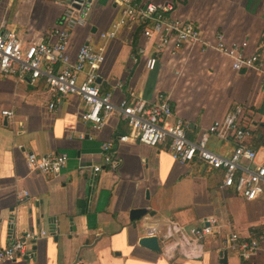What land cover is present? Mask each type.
<instances>
[{"label":"crops","instance_id":"crops-1","mask_svg":"<svg viewBox=\"0 0 264 264\" xmlns=\"http://www.w3.org/2000/svg\"><path fill=\"white\" fill-rule=\"evenodd\" d=\"M67 2L0 0V27L14 30L25 43L50 40ZM11 4H16L14 16ZM118 14L113 0H100L90 25L73 32L72 54L83 44L100 42V32ZM175 15L194 21L212 43L222 33L228 44L238 43L248 55L264 58V0H179ZM109 44L99 83L117 99L133 94L154 101L165 94L175 109L172 119L190 122L192 140L233 105L248 104L254 135L264 132V81L257 71H236L228 56L198 44L166 53L150 71L145 57L133 61L129 43ZM53 100L44 80L32 83L0 73V248L27 230L47 231L33 246V257L1 264H264V240L245 261L228 253L223 263L215 239L207 240L209 250L201 259L167 256L163 237L169 222L193 227L213 215L230 219L247 238L253 229H264V197L249 201L231 188L222 189V171L198 159L175 160L168 142L151 147L119 141L130 132L129 125L118 115L99 128L84 120L80 96H66L50 109ZM5 110L14 116L4 115ZM108 141L115 143L114 165L103 160L102 145ZM209 147L229 156L234 142L212 135ZM258 149L264 151V146ZM27 152H65L69 161L61 173L46 175L29 169ZM97 164L102 169L94 174ZM142 208L147 213L131 220V211ZM151 227H159L160 251L140 244Z\"/></svg>","mask_w":264,"mask_h":264},{"label":"built area","instance_id":"built-area-1","mask_svg":"<svg viewBox=\"0 0 264 264\" xmlns=\"http://www.w3.org/2000/svg\"><path fill=\"white\" fill-rule=\"evenodd\" d=\"M99 1L70 0L65 3L57 25L51 30L50 40L25 43L14 30L0 27V73L32 83L44 80L55 94L50 109L66 96H80L86 106L82 113L84 120L99 128L109 117L118 115L129 125L130 132L119 136V141L151 147L168 142L175 160L190 162L198 159L222 171V189L231 188L249 201L264 197V152L252 144L255 125L248 104L233 105L223 118L202 129L192 140L189 137L190 122L180 116L172 119L175 109L165 94H160L154 101L133 94L117 99L113 92L103 91L99 83L109 43L120 37L121 41L133 46L134 34L139 29L140 37L132 59L137 63L140 57H145L146 68L150 71L157 68L165 53L175 54L186 45L198 44L202 48H215L228 56L236 71H257L264 81V58L258 54L248 55L238 43L228 44L222 33L217 35V42L212 43L194 21L175 15L177 4L174 1L151 0H113L119 17L107 30L100 32V42L83 44L74 55L69 49L72 34L76 28L90 25ZM3 114L14 116L10 110L3 111ZM212 135L220 140H233L234 149L229 156L210 149ZM114 149L113 141L102 145L104 163L114 165ZM26 160L31 171L56 175L67 166L69 155L65 152L42 155L27 152ZM101 169V164L92 167L94 174ZM28 194L27 191L20 193V202L25 201ZM158 232L159 227H151L148 236H156ZM46 235V230H27L12 237L6 246L0 248V264L5 260L33 257V246ZM163 238V251L169 257L179 255L187 260L201 259L209 250L207 240L215 239L220 244V253H231L245 261L259 252L264 229L259 232L253 229L246 238L234 229L230 219L221 221L212 215L193 227L169 222Z\"/></svg>","mask_w":264,"mask_h":264},{"label":"water","instance_id":"water-1","mask_svg":"<svg viewBox=\"0 0 264 264\" xmlns=\"http://www.w3.org/2000/svg\"><path fill=\"white\" fill-rule=\"evenodd\" d=\"M8 122V119L5 118V124ZM147 213V209L142 208V209H133L130 213V219L131 220H136L141 218ZM40 216H44V213H40ZM140 244L151 249L154 251H160V244H159V239L157 236H145L140 240ZM222 257V262H226L227 254L226 253H220Z\"/></svg>","mask_w":264,"mask_h":264},{"label":"trees","instance_id":"trees-1","mask_svg":"<svg viewBox=\"0 0 264 264\" xmlns=\"http://www.w3.org/2000/svg\"><path fill=\"white\" fill-rule=\"evenodd\" d=\"M140 32L141 30H137L135 32V36H134V41H133V50H135V45L137 44V42L139 41V37H140ZM258 131V130H257ZM257 133V132H256ZM260 135H255L254 136V146L256 148H259L260 146H264V132L261 133V137H259ZM259 146V147H258Z\"/></svg>","mask_w":264,"mask_h":264},{"label":"rangeland","instance_id":"rangeland-1","mask_svg":"<svg viewBox=\"0 0 264 264\" xmlns=\"http://www.w3.org/2000/svg\"><path fill=\"white\" fill-rule=\"evenodd\" d=\"M173 1V0H172ZM68 2H70V0H68ZM155 2H157V1H155ZM176 4H179V0H175L174 1ZM96 6H97V4L95 5V8H96ZM95 8H94V10H95ZM10 10H11V12H12V16H14V14H15V11H16V4H11V6H10ZM119 17V14L117 15V17L114 19V20H116L117 18ZM112 43H114V42H120L121 43V40H120V37H118V38H115V39H113L112 41H111ZM110 45V44H109ZM108 51H109V47H108ZM168 53V52H167ZM108 54V53H107ZM166 54V53H165ZM164 54V55H165ZM164 57V56H163ZM255 136V135H254ZM213 141H215L216 142V140H213ZM213 141H212V143H213ZM211 143V144H212ZM252 144L254 145V139H253V141H252ZM213 146V145H212ZM264 151H262L261 153H263Z\"/></svg>","mask_w":264,"mask_h":264}]
</instances>
